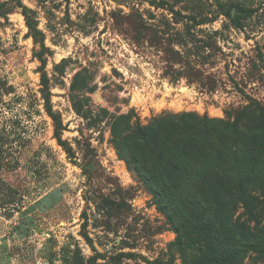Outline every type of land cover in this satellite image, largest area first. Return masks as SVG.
Masks as SVG:
<instances>
[{"label":"rangeland","instance_id":"rangeland-1","mask_svg":"<svg viewBox=\"0 0 264 264\" xmlns=\"http://www.w3.org/2000/svg\"><path fill=\"white\" fill-rule=\"evenodd\" d=\"M184 112L264 128V0H0V264H208L210 237L116 144ZM228 204L245 241L232 264H264V190Z\"/></svg>","mask_w":264,"mask_h":264},{"label":"trees","instance_id":"trees-1","mask_svg":"<svg viewBox=\"0 0 264 264\" xmlns=\"http://www.w3.org/2000/svg\"><path fill=\"white\" fill-rule=\"evenodd\" d=\"M22 6L29 32L35 43L39 42L41 46L37 57L42 61L40 72L46 109L55 122L58 143L64 146L71 158L74 156L72 148L61 134L65 129L63 121L55 116L51 103L50 79L45 70L48 49L44 35L30 9ZM72 88L78 90L74 82ZM254 108L261 118V107L255 104ZM127 117L120 116L119 120ZM131 129L133 141L121 143L116 134L118 121L113 123L117 146L141 164L145 180L159 177V189L173 192V203L179 201L181 204L182 201L187 210L185 215L196 222L194 227L197 232L210 237L214 254L206 257L208 264L235 263L245 241L235 234L231 226L228 203L235 196L244 197L249 190H264V128H261V123L241 128L237 122L184 112L155 118L146 127L135 124ZM209 191H231L233 194L227 201L219 197H197ZM177 233L175 244L183 247L185 243L180 225L177 226ZM253 241L264 246V232L255 236Z\"/></svg>","mask_w":264,"mask_h":264}]
</instances>
